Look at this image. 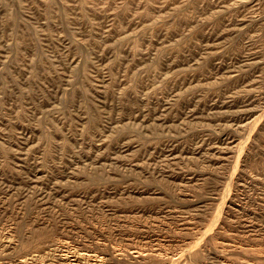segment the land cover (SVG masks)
<instances>
[{
  "label": "rangeland",
  "instance_id": "1",
  "mask_svg": "<svg viewBox=\"0 0 264 264\" xmlns=\"http://www.w3.org/2000/svg\"><path fill=\"white\" fill-rule=\"evenodd\" d=\"M65 253L264 264V0H0V264Z\"/></svg>",
  "mask_w": 264,
  "mask_h": 264
},
{
  "label": "bare ground",
  "instance_id": "2",
  "mask_svg": "<svg viewBox=\"0 0 264 264\" xmlns=\"http://www.w3.org/2000/svg\"><path fill=\"white\" fill-rule=\"evenodd\" d=\"M64 244H66V243H64ZM58 246V245H57ZM56 246V247H57ZM68 247V246H67ZM66 248V247H65ZM53 249H54V247H53ZM64 249V248H63ZM70 249V248H69ZM51 250V249H50ZM49 250V251H50ZM56 250V249H55ZM60 250H61V248H60ZM56 251H58V250H56ZM62 251V250H61ZM64 251H67V250H64ZM60 252V251H59ZM44 253V252H43ZM48 253V252H47ZM51 253V252H50ZM55 252H52V254H54ZM62 253V252H61ZM69 253V252H68ZM77 253V252H76ZM75 253V254H76ZM38 254H40V253H38ZM45 254V253H44ZM63 254V253H62ZM49 255V254H48ZM61 255V254H60ZM74 255V254H73ZM35 256V255H34ZM41 256V255H40ZM54 256H55V254H54ZM38 257V256H37ZM36 257V258H37ZM42 257V256H41ZM43 257H44V255H43ZM56 257V256H55ZM64 257L66 258L65 259V262H66V260H67V264H104V261H105V258H104V256H103V258H101V257H99V256H95V254L94 255H92V253L91 254H84L83 256L82 255H78V256H74L75 258H74V260H70L69 259V257L70 256H68L66 253L64 254ZM63 257V258H64ZM93 257H95V262H90L91 261V259H93ZM36 258L34 259L33 257H31L30 259H32L31 261H33L34 260V262L35 261H37L36 260ZM45 258H46V256H45ZM44 258V259H45ZM48 258V257H47ZM39 259V258H38ZM44 259H41V260H43L44 261ZM49 259V258H48ZM62 259V258H61ZM55 260V259H54ZM30 260L29 259H22L20 262H22L23 264H32L31 262H29ZM39 261V260H38ZM61 261V260H60ZM63 261V260H62ZM82 261H84V262H82ZM55 262H56V260H55ZM35 263H37V262H35ZM57 263H58V261H57ZM40 264V263H39ZM48 264H50V263H48ZM56 264V263H55ZM106 264V263H105Z\"/></svg>",
  "mask_w": 264,
  "mask_h": 264
}]
</instances>
